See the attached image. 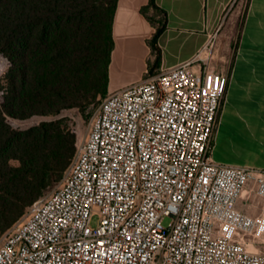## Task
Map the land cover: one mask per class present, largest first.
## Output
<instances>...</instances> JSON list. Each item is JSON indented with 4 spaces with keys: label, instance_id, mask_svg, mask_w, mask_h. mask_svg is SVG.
Masks as SVG:
<instances>
[{
    "label": "built area",
    "instance_id": "1",
    "mask_svg": "<svg viewBox=\"0 0 264 264\" xmlns=\"http://www.w3.org/2000/svg\"><path fill=\"white\" fill-rule=\"evenodd\" d=\"M212 42L109 91L60 184L3 234L0 264H264V206L238 208L264 201V169L211 156L229 79Z\"/></svg>",
    "mask_w": 264,
    "mask_h": 264
},
{
    "label": "trees",
    "instance_id": "2",
    "mask_svg": "<svg viewBox=\"0 0 264 264\" xmlns=\"http://www.w3.org/2000/svg\"><path fill=\"white\" fill-rule=\"evenodd\" d=\"M116 5L117 0H0V53L10 62L0 103V236L60 180L77 141L59 121L17 130L6 118L57 113L67 104L86 101L80 90L87 62L93 69L87 103L105 94ZM140 12L155 28L148 41L156 55L144 73L148 78L157 72L152 69L159 64L157 39L165 19L154 0ZM12 160L18 165H11Z\"/></svg>",
    "mask_w": 264,
    "mask_h": 264
},
{
    "label": "crops",
    "instance_id": "3",
    "mask_svg": "<svg viewBox=\"0 0 264 264\" xmlns=\"http://www.w3.org/2000/svg\"><path fill=\"white\" fill-rule=\"evenodd\" d=\"M148 1L117 0L108 66L110 91L140 81L155 60L148 43L155 28L140 12ZM154 3L164 12L165 26L157 39L159 64L152 70L190 60L213 38L208 62L228 73L229 79L213 131L211 156L217 162L264 169V0ZM201 56L206 58L208 52ZM122 71L131 74L119 79ZM263 206L264 201L253 195L238 202V208L251 215L259 214Z\"/></svg>",
    "mask_w": 264,
    "mask_h": 264
},
{
    "label": "rangeland",
    "instance_id": "4",
    "mask_svg": "<svg viewBox=\"0 0 264 264\" xmlns=\"http://www.w3.org/2000/svg\"><path fill=\"white\" fill-rule=\"evenodd\" d=\"M238 29H239V25H238ZM236 36H237V32L234 33V40H235ZM9 67H10V62L6 59L5 56H3L0 53V103L3 102L4 91H5L6 86H7L6 76H7V72H8ZM83 68H84L85 74H86L85 84L82 86L83 88L80 91H82V93L83 92L85 93V95L87 97L86 101L76 103L75 105L67 104L59 112L52 113V114H42V113L37 111V112L30 114L29 116H27L25 118H12V117L8 116L6 118L7 123L13 129L25 130V129L37 126L43 122L59 121L60 124L64 128L70 129L72 132H74L76 134V138H77L76 147H77V144H79L84 139V137L88 131V128H89V121H90L91 117L94 115L98 105L100 104L101 100H103L110 91L107 88L104 95L98 94L96 96L95 100L92 103L88 104L87 102H90V100H92L91 99V93L93 90L91 89L92 88L91 83L93 82V80H92L93 79V69L91 68V65L89 62H87L83 66ZM130 74H131V72H129V71L128 72L122 71L118 74V78L119 79H126L127 77L130 76ZM146 79H147V76H144V75L141 78L142 81L146 80ZM72 85L73 84L71 83V86ZM72 90L78 91L79 89L73 88ZM70 91H71V89H70ZM11 165L17 166L18 161L12 160ZM65 173L66 172H64V174ZM64 174H63V176H64ZM63 176L60 178V180L56 184H54L53 186L48 188L46 190V192L41 197H43L45 194H47L48 192H50L54 188H56L60 184L61 180L63 179ZM41 197H39L38 199H40ZM38 199H36V200H38ZM28 208H29V206L27 207L24 214L22 215V217L18 221H20L24 217ZM95 220L96 219L94 218L93 223L95 222ZM169 221H170V218L165 217L164 224L168 223ZM2 237H3V235L0 236V239Z\"/></svg>",
    "mask_w": 264,
    "mask_h": 264
}]
</instances>
